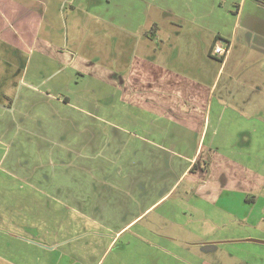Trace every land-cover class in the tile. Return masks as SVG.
I'll return each mask as SVG.
<instances>
[{"label":"rangeland","instance_id":"obj_1","mask_svg":"<svg viewBox=\"0 0 264 264\" xmlns=\"http://www.w3.org/2000/svg\"><path fill=\"white\" fill-rule=\"evenodd\" d=\"M69 4L47 1L51 17L46 20L62 30L63 41L80 37L83 48L90 29L80 20L78 27L69 26ZM131 4L109 0L103 13L132 10ZM150 11L160 20L158 10ZM160 24L164 31L172 29ZM3 56L0 49V254L6 259L18 264H264V185L249 193L215 191L219 195L211 202L199 199L189 188L196 185L191 173L179 177L186 166L183 154L192 149L190 138V145H179L174 155L167 137L176 131L163 125L149 130L144 121L150 123L152 116L121 102L99 79L35 51L5 72ZM246 72L264 78V64L251 63ZM223 73L227 79L229 68ZM250 125L254 132L247 135L248 143L237 145L241 135L235 138V130L226 129L219 131L228 135L224 145L215 137L213 147L241 149L238 158L264 175V123L254 118ZM134 171L142 185L134 183ZM216 180L208 177L206 184L214 186ZM150 185L153 192H147ZM0 264L8 262L0 258Z\"/></svg>","mask_w":264,"mask_h":264},{"label":"crops","instance_id":"obj_2","mask_svg":"<svg viewBox=\"0 0 264 264\" xmlns=\"http://www.w3.org/2000/svg\"><path fill=\"white\" fill-rule=\"evenodd\" d=\"M47 1L0 0L5 72H13L21 57L35 51L112 87L121 102L152 116L150 123L144 121L149 130H162L160 125L174 129L176 132L167 137L173 142L174 155L190 138L192 149L183 154L186 166L179 177L191 173L190 181L196 185L189 188L199 199L211 202L222 189L249 193L264 185V175L238 158L241 154L236 155L241 149L213 147L215 137L221 145L228 137L221 136L220 130H235V138L241 135L236 141L240 146V141L248 143L247 135L254 132L252 119L264 123V78L246 72L251 63L261 60L264 64V0H131L136 7L113 14L110 10L103 13L109 0H65L71 8L67 12L69 26L78 27L80 20L87 23L86 31L90 29L91 38L83 48L80 37L71 35L63 41L62 30L59 33L58 26L46 20ZM117 1L124 4L127 0ZM150 9L159 11L160 20ZM160 22L172 29L164 31ZM47 24L55 31L46 28ZM54 33L62 36L57 38ZM216 41L231 43L225 58L210 57ZM218 59L219 63L214 61ZM225 68L230 72L227 79H223ZM240 69L245 75L237 74ZM233 143L230 140V145ZM131 174L134 183L142 185L141 176L135 171ZM208 177L217 179L214 186L206 184ZM174 186L175 182L144 210ZM154 190L150 185L147 192ZM0 258L18 264L2 254Z\"/></svg>","mask_w":264,"mask_h":264},{"label":"built area","instance_id":"obj_3","mask_svg":"<svg viewBox=\"0 0 264 264\" xmlns=\"http://www.w3.org/2000/svg\"><path fill=\"white\" fill-rule=\"evenodd\" d=\"M231 48V43L228 41H216L214 45L211 48V54L214 56H221L222 58H225Z\"/></svg>","mask_w":264,"mask_h":264},{"label":"trees","instance_id":"obj_4","mask_svg":"<svg viewBox=\"0 0 264 264\" xmlns=\"http://www.w3.org/2000/svg\"><path fill=\"white\" fill-rule=\"evenodd\" d=\"M193 167L195 168V163L193 164ZM193 169V168H192Z\"/></svg>","mask_w":264,"mask_h":264}]
</instances>
